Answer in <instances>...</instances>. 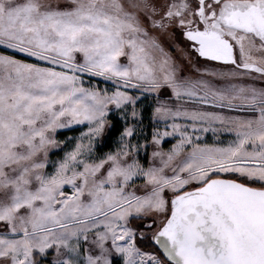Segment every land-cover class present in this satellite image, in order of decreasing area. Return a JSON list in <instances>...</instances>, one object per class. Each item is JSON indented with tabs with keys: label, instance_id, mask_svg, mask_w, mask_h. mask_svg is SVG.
Returning <instances> with one entry per match:
<instances>
[{
	"label": "snow or ice",
	"instance_id": "snow-or-ice-1",
	"mask_svg": "<svg viewBox=\"0 0 264 264\" xmlns=\"http://www.w3.org/2000/svg\"><path fill=\"white\" fill-rule=\"evenodd\" d=\"M0 264H264V0H0Z\"/></svg>",
	"mask_w": 264,
	"mask_h": 264
},
{
	"label": "rangeland",
	"instance_id": "rangeland-1",
	"mask_svg": "<svg viewBox=\"0 0 264 264\" xmlns=\"http://www.w3.org/2000/svg\"><path fill=\"white\" fill-rule=\"evenodd\" d=\"M101 83V86H104L103 85V83L102 82H100ZM79 129V128H78ZM82 129H79L76 133H70V134H67V135H65V136H63V137H59V136H57V139H60V140H63L66 136H70V135H75V134H77L79 131H81ZM208 135V140L207 141H202V142H206V143H211L212 142V139H211V133H208L207 134ZM172 141H169L168 143H171ZM165 147H167V144L165 145Z\"/></svg>",
	"mask_w": 264,
	"mask_h": 264
},
{
	"label": "trees",
	"instance_id": "trees-1",
	"mask_svg": "<svg viewBox=\"0 0 264 264\" xmlns=\"http://www.w3.org/2000/svg\"><path fill=\"white\" fill-rule=\"evenodd\" d=\"M78 130H79V129H76L75 132L62 131V132L59 133L58 136H59V137H63V136H65V135H67V134H70V133H76Z\"/></svg>",
	"mask_w": 264,
	"mask_h": 264
}]
</instances>
